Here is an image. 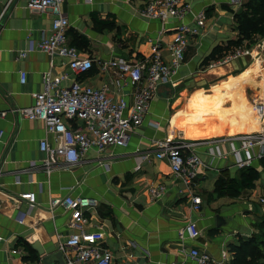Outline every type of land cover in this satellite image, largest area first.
I'll list each match as a JSON object with an SVG mask.
<instances>
[{"label": "crops", "instance_id": "1", "mask_svg": "<svg viewBox=\"0 0 264 264\" xmlns=\"http://www.w3.org/2000/svg\"><path fill=\"white\" fill-rule=\"evenodd\" d=\"M28 2L0 0V113H7L0 117V264H36L54 256L59 244L74 232L68 226L70 213L62 208L51 213L48 205L50 199L67 195L66 188L73 197L94 200L86 213L87 229L102 228L103 245L113 253L111 264H187L185 252L193 247L219 259L229 244H236L238 236L250 237L261 214H249L256 208L250 201L259 202L258 210L264 208L260 205L264 199V172L254 189L242 190L232 198L217 197L213 189L221 171L238 179L239 169L233 159L217 162L216 170L203 169V179L195 191L202 205L194 212L191 194L172 176L165 161L154 158L152 147L154 141L173 136L197 144L198 155L206 164L209 160L204 150L208 145L224 140L227 149V142L235 136L264 130V114L258 116L255 112L256 106L264 109V42L251 49L257 50V57L250 54L213 68L201 66L215 46L236 39L232 11L239 13L241 9L232 6L231 0H181L191 7V13L181 20L160 22L141 15L144 0L64 2L57 13L69 22L68 43L81 57L93 61L89 73L75 78L66 60L36 50L41 32H48L56 14L52 10L29 11ZM201 11L207 20L199 35L189 39L183 68L171 87L159 88L144 125L131 134L127 145L90 151L73 167L59 161L47 174L42 168L46 156L40 152L39 142L46 139L52 143V136L46 133L43 122L20 119L10 112L35 103L33 94L42 90L41 74L49 72L58 79L67 73L63 87L78 79L93 88L107 87L115 100H129L128 79L124 77L118 88L114 71L100 72L98 64L112 58L138 61L148 57L152 53L148 40L155 38L161 40V53L167 58L166 46L176 27L191 26L194 15ZM20 52L26 53L24 58ZM19 71L27 73L24 84L20 83ZM66 123L72 127L81 124L74 120ZM144 154L151 156L139 161ZM138 162L141 169L135 172ZM253 167L260 170V161H255ZM156 183L165 185L166 194L153 202L146 187ZM26 192L36 196L32 207L19 199ZM217 216L221 219L219 227ZM190 220L197 223L200 237L182 242L178 234ZM35 241L41 245L42 256L22 246L26 243L31 247ZM17 248L24 251L20 258L10 253ZM53 264L58 262L54 260Z\"/></svg>", "mask_w": 264, "mask_h": 264}, {"label": "built area", "instance_id": "2", "mask_svg": "<svg viewBox=\"0 0 264 264\" xmlns=\"http://www.w3.org/2000/svg\"><path fill=\"white\" fill-rule=\"evenodd\" d=\"M70 0H29L26 9L29 11L52 10L56 17L52 20L50 29L46 33L42 31L36 43V50L48 57H59L66 60L69 73L75 78L89 73L93 69V61L88 57H81L78 50L71 46L67 40L69 22L67 18L57 13L59 6ZM91 3L93 0H83ZM243 0H231V3L239 5ZM191 13V7L181 0H144V8L141 15L148 20L165 22L170 19L181 20ZM207 20L204 11L197 12L192 25L181 24L172 33V39L167 44L168 56L162 53V42L159 38L149 39L152 53L138 61L125 59H109L98 64V70L104 72L108 69L116 75L115 84L119 88L122 79L126 77L131 87L129 100L120 97L113 99L108 94L107 87L93 88L78 79L73 80L68 87L61 85L68 79V74L58 79L52 78L49 72L41 74L42 90L33 94L35 103L24 108H12L11 113L20 119L28 121H40L45 125V131L53 138L52 143L46 139L39 142L40 152L45 154L42 168L47 174L63 161L68 167L79 164L90 151L102 152L107 148L125 147L136 129L144 125L145 117L153 99L157 96L162 86L171 87L174 78L183 68L184 52L192 36H198ZM252 48L238 47L223 57L208 63L207 68L230 63L250 56ZM25 52L19 56L24 58ZM20 83L26 82L27 73L19 71ZM258 116L264 114L261 106H256ZM6 112L0 113V117L6 116ZM74 120L81 124L72 127L66 121ZM154 127L156 124H152ZM2 132H0V139ZM224 140L208 145L204 150L209 162L204 164L197 152V144L185 140H177L173 136L154 141L152 147L153 156L165 161L172 176L180 181L186 191L191 194L190 202L194 212L200 211L202 198L195 193L203 179L202 170H216L217 162L233 159V165L237 169L253 167L255 161L264 157V130L257 134L238 135L227 142L224 149ZM150 154L139 157V161H146ZM141 162L135 167V172L141 169ZM17 183V182H16ZM67 195L63 198L49 200L50 212L56 208H62L70 213L69 228L74 232L63 244H59L64 258V264H111L112 251L103 245L105 233L102 228L94 231L87 229L88 218L86 213L94 200L84 197H73L66 188ZM146 193L153 202L160 201L166 194V187L162 183L148 184ZM30 207L35 205L34 193L26 192L19 196ZM264 206V199L260 200ZM179 239L194 241L200 237L197 223L190 220L178 234ZM183 251V248L181 249ZM20 249H12L11 255L23 256ZM189 263L187 264H229L231 255L223 250L219 259L213 258L209 253L199 248H189L185 252ZM36 264H44L39 261ZM181 264H184L182 262Z\"/></svg>", "mask_w": 264, "mask_h": 264}, {"label": "trees", "instance_id": "3", "mask_svg": "<svg viewBox=\"0 0 264 264\" xmlns=\"http://www.w3.org/2000/svg\"><path fill=\"white\" fill-rule=\"evenodd\" d=\"M223 9L232 11L229 8ZM233 13V12H232ZM233 21L236 25L237 37L235 40H227L221 45L215 46L210 54L204 58L201 66L217 60L238 47L253 48L264 42V0H246L239 13H233ZM251 57H257V50L252 51ZM264 172V157L260 160V170L251 167L239 170L238 179L226 175V170L221 171L214 184L213 194L217 197L232 196L237 198L242 190H252ZM253 228L255 232L248 238L237 237L236 244L228 245V253L231 255L229 264H264V217L257 221ZM217 233V229L213 230ZM213 235V233H210ZM25 251L32 252V248L22 244ZM34 251V250H33Z\"/></svg>", "mask_w": 264, "mask_h": 264}, {"label": "water", "instance_id": "4", "mask_svg": "<svg viewBox=\"0 0 264 264\" xmlns=\"http://www.w3.org/2000/svg\"><path fill=\"white\" fill-rule=\"evenodd\" d=\"M220 221L221 219L217 216L216 218V226L219 227L220 226ZM31 248L39 255V256H42L43 255V250L41 248V245L38 241H35L33 242V244L31 245ZM57 261L58 264H63L62 262V259H61V254H54L53 257H47V258H44L43 263L44 264H53V262Z\"/></svg>", "mask_w": 264, "mask_h": 264}, {"label": "rangeland", "instance_id": "5", "mask_svg": "<svg viewBox=\"0 0 264 264\" xmlns=\"http://www.w3.org/2000/svg\"><path fill=\"white\" fill-rule=\"evenodd\" d=\"M246 0H243V2L241 1V4L243 5L244 4V2H245ZM231 5L232 6H234L235 8L236 7H238V9H241L242 8V5L240 6V4L239 5H236V4H233V3H231ZM230 9V8H229ZM237 10V9H236ZM233 13H235L234 11H232ZM254 47V46H253ZM250 49V48H249ZM249 57V56H248ZM248 57H246V58H248ZM245 59V58H244ZM248 76H249V73H248ZM246 81H249V78L246 80ZM234 162V161H233ZM256 201H253V202H251L250 201V203H252L253 204V206H255L256 208H254V210H250V213L249 214H251L252 216H254V214H259V212L261 213L260 215H257V217H258V221L261 219V218H263L264 217V211L263 212H261V211H259V210H264V208H260L259 210L257 209V204L259 203V202H256ZM259 205V204H258ZM249 208H251V207H249ZM257 209V210H256ZM226 211V210H225ZM252 218V217H251ZM250 218V219H251ZM207 236V235H206ZM61 254V259H62V262H64V258H63V255H62V253L60 252V251H56V254Z\"/></svg>", "mask_w": 264, "mask_h": 264}]
</instances>
